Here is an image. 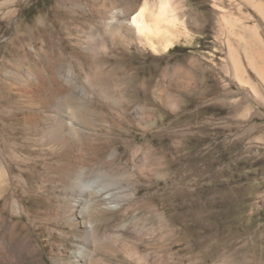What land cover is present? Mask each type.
Here are the masks:
<instances>
[{
  "label": "rangeland",
  "instance_id": "1",
  "mask_svg": "<svg viewBox=\"0 0 264 264\" xmlns=\"http://www.w3.org/2000/svg\"><path fill=\"white\" fill-rule=\"evenodd\" d=\"M146 1L0 0V264H264V0Z\"/></svg>",
  "mask_w": 264,
  "mask_h": 264
},
{
  "label": "bare ground",
  "instance_id": "2",
  "mask_svg": "<svg viewBox=\"0 0 264 264\" xmlns=\"http://www.w3.org/2000/svg\"><path fill=\"white\" fill-rule=\"evenodd\" d=\"M179 22L180 18L175 12V9H172V5L169 1L161 0L157 12L153 11L146 1L145 4L133 15L130 24L135 27L139 37L147 38L148 35H155V39L156 36H161L165 41V47H170L173 44L174 39L177 37L173 30L179 26ZM150 39L152 40V38ZM101 193V189L94 190V197L97 198V200L100 199ZM104 197L106 198L108 195ZM113 207H115V205Z\"/></svg>",
  "mask_w": 264,
  "mask_h": 264
}]
</instances>
